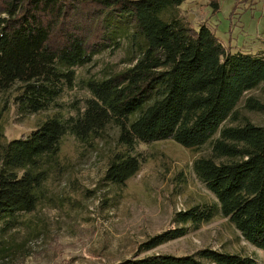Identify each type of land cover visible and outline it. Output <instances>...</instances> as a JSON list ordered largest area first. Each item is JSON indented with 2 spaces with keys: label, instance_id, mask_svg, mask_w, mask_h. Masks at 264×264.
I'll return each mask as SVG.
<instances>
[{
  "label": "trees",
  "instance_id": "16d2710c",
  "mask_svg": "<svg viewBox=\"0 0 264 264\" xmlns=\"http://www.w3.org/2000/svg\"><path fill=\"white\" fill-rule=\"evenodd\" d=\"M184 1L0 0V92L19 83L13 98L18 112L62 107L58 98L77 86L88 92L82 102L66 104L67 114L52 115L26 136L0 145V254L6 251L2 237L44 195L46 165L56 158L62 137L90 143L113 127L121 149L112 152L104 180L120 186L139 170V144H209L192 170L216 200L174 212L173 227L114 264H256L209 247L138 256L185 235L186 223L199 225L216 209L264 251V125L246 116L227 123L238 119L243 94L264 83V51H231L208 25L195 27L181 16ZM124 38L133 49L129 67L78 79L76 67L106 48L118 49ZM245 108L262 110L264 104L247 97Z\"/></svg>",
  "mask_w": 264,
  "mask_h": 264
},
{
  "label": "rangeland",
  "instance_id": "374dc122",
  "mask_svg": "<svg viewBox=\"0 0 264 264\" xmlns=\"http://www.w3.org/2000/svg\"><path fill=\"white\" fill-rule=\"evenodd\" d=\"M186 0L180 5L181 16L195 27L208 25L231 51H264V0ZM133 49L127 38L118 49L109 48L94 55L89 63L76 67L77 77H103L130 66ZM19 83L0 92V145L27 135L44 119L67 114L66 104L88 92L77 86L65 90L52 107L33 114L18 112L13 98ZM247 97L264 104V83L243 94L236 111L239 124L246 116L264 125V108H245ZM68 109V110H67ZM116 130L108 127L101 138L81 143L71 135L62 137L59 152L46 165L44 195L36 208L18 216L19 225L3 237L6 251L0 264H114L135 255L139 243L173 227L174 212L196 204L216 205L214 196L196 178L192 163L209 153V144L187 148L172 139L139 144L144 161L124 184L104 180L113 151ZM180 224H178L179 226ZM187 233L169 240L138 256L152 253L190 254L209 247L249 256L264 264V251L246 242L239 231L218 209L199 225L186 223Z\"/></svg>",
  "mask_w": 264,
  "mask_h": 264
}]
</instances>
